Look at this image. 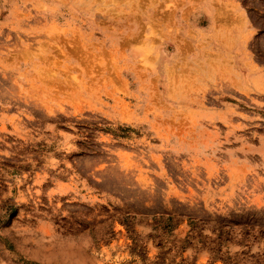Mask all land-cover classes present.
Masks as SVG:
<instances>
[{"label":"rangeland","instance_id":"1","mask_svg":"<svg viewBox=\"0 0 264 264\" xmlns=\"http://www.w3.org/2000/svg\"><path fill=\"white\" fill-rule=\"evenodd\" d=\"M0 264H264V0H0Z\"/></svg>","mask_w":264,"mask_h":264}]
</instances>
